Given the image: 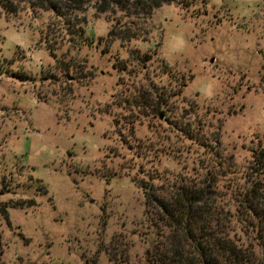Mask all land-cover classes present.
<instances>
[{
    "label": "rangeland",
    "instance_id": "rangeland-1",
    "mask_svg": "<svg viewBox=\"0 0 264 264\" xmlns=\"http://www.w3.org/2000/svg\"><path fill=\"white\" fill-rule=\"evenodd\" d=\"M96 7L0 8V264H148L170 232L150 183L170 194L219 153L213 195L234 204L264 152V0H175L127 41L109 38L125 14ZM138 90L159 111L130 106Z\"/></svg>",
    "mask_w": 264,
    "mask_h": 264
},
{
    "label": "trees",
    "instance_id": "trees-1",
    "mask_svg": "<svg viewBox=\"0 0 264 264\" xmlns=\"http://www.w3.org/2000/svg\"><path fill=\"white\" fill-rule=\"evenodd\" d=\"M94 1L0 0V8L7 15H13L19 10V4L25 2L64 18L91 4L97 6L99 13L118 9L128 18L120 25L125 31L118 33L113 29L109 38L127 41L143 37V22L175 0ZM163 96L157 91L138 90L128 102L134 108L156 112L164 104ZM254 158L255 164L248 169L246 184L232 191L234 204L222 205L213 195V188H218V174L226 173L230 168L225 167L226 160L219 153L214 157V167L204 166V178L177 181L179 183L171 187L170 194L159 193L150 183L145 188L148 212L153 210L155 226L170 232L161 235L162 241L148 253V264H264V152H258ZM28 203L25 200L12 201L3 208L6 212L17 207L23 209ZM226 208L229 211L235 208L237 220L228 217ZM235 222L238 227H232Z\"/></svg>",
    "mask_w": 264,
    "mask_h": 264
},
{
    "label": "water",
    "instance_id": "water-1",
    "mask_svg": "<svg viewBox=\"0 0 264 264\" xmlns=\"http://www.w3.org/2000/svg\"><path fill=\"white\" fill-rule=\"evenodd\" d=\"M159 115H160V117L163 119V116H164L163 112L160 113Z\"/></svg>",
    "mask_w": 264,
    "mask_h": 264
}]
</instances>
